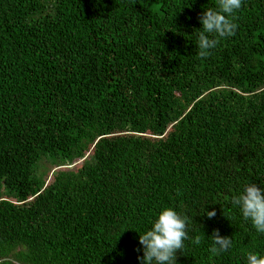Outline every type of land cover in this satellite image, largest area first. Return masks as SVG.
<instances>
[{
    "label": "trees",
    "instance_id": "trees-1",
    "mask_svg": "<svg viewBox=\"0 0 264 264\" xmlns=\"http://www.w3.org/2000/svg\"><path fill=\"white\" fill-rule=\"evenodd\" d=\"M216 6L0 0V264H140L168 207L202 238L177 264L264 256L231 202L264 187V0L201 59ZM213 230L229 251L210 253Z\"/></svg>",
    "mask_w": 264,
    "mask_h": 264
},
{
    "label": "clouds",
    "instance_id": "clouds-1",
    "mask_svg": "<svg viewBox=\"0 0 264 264\" xmlns=\"http://www.w3.org/2000/svg\"><path fill=\"white\" fill-rule=\"evenodd\" d=\"M216 5V8H207L200 16L202 27L197 33V47L201 59L210 57L221 38L235 35L238 28L236 13L242 8L243 0H216ZM231 202L239 207L245 221H250L258 233L264 234V187L249 183L240 194L232 197ZM206 215L211 219L216 212L208 211ZM188 220L186 215L173 208H164L151 228L139 235V243L143 246V255L137 257L140 264H177V253L183 252L186 240L199 245L201 236L192 238L188 234ZM210 238L209 251L213 256L232 248V238L222 237L219 230H213ZM247 264H264V256L249 252Z\"/></svg>",
    "mask_w": 264,
    "mask_h": 264
}]
</instances>
